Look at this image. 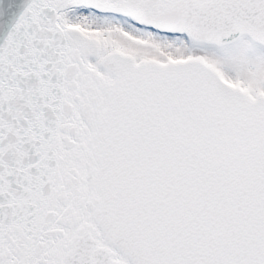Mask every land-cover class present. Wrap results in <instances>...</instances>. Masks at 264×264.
Here are the masks:
<instances>
[{
    "label": "snow or ice",
    "instance_id": "obj_1",
    "mask_svg": "<svg viewBox=\"0 0 264 264\" xmlns=\"http://www.w3.org/2000/svg\"><path fill=\"white\" fill-rule=\"evenodd\" d=\"M0 264H264V0H0Z\"/></svg>",
    "mask_w": 264,
    "mask_h": 264
}]
</instances>
